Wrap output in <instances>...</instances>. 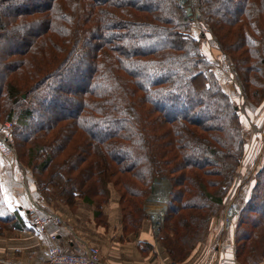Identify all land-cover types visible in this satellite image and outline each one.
Masks as SVG:
<instances>
[{
	"label": "trees",
	"instance_id": "1",
	"mask_svg": "<svg viewBox=\"0 0 264 264\" xmlns=\"http://www.w3.org/2000/svg\"><path fill=\"white\" fill-rule=\"evenodd\" d=\"M194 2L219 48L237 57L246 97L257 105L264 0ZM186 9L180 0H0V121L15 125L21 162L42 189L57 188L67 204L81 198L96 216L109 179L136 233L151 183L166 177V231L177 218L182 260L223 207L244 151L237 105L212 72L202 34L192 36ZM21 35L29 38L5 48ZM248 195L235 256L263 264L264 164ZM4 222L25 223L17 213ZM167 239L161 242L173 259Z\"/></svg>",
	"mask_w": 264,
	"mask_h": 264
},
{
	"label": "rangeland",
	"instance_id": "2",
	"mask_svg": "<svg viewBox=\"0 0 264 264\" xmlns=\"http://www.w3.org/2000/svg\"><path fill=\"white\" fill-rule=\"evenodd\" d=\"M182 2L186 4L187 8L191 7L193 11L192 16L194 21L192 23L191 33L195 34L196 36V33L199 35L202 34L200 35L201 37L199 36L201 48H207L204 55L212 64V72L215 73V76L223 86L225 93L229 95L230 99L237 105V111L240 115L241 121L242 138L244 142V151L240 156V165L237 167V172L235 174L232 187L224 199V205L218 211L216 216L211 217L203 239L197 243L198 245L190 252V255L184 260L179 258L182 256L184 245L180 241L176 242V238L179 237L178 232L181 233L182 231L179 227L180 225L177 218L173 219V226H171V228L174 230L170 231L168 229V233L166 231L167 223L165 224V213L162 215L164 220L161 222V226L158 229L154 228V221L151 216L156 213L155 208H157V206L160 207V205H158L152 197L154 193L152 192V186L155 179H158L159 182L160 180L164 179L165 181L166 179V184L170 188L169 192L164 193V195L167 197L164 201V207L167 208V201L172 191V187L166 177H157L151 183V189L144 198V201H142L144 203L143 210L147 218L143 220L142 227L139 231L137 230L138 233H136L131 228V222L129 220L127 221V218L122 211V206L120 205V193L114 188L113 183L109 181V179L105 182V185L103 184L104 190L108 192L107 203L102 208L103 212L97 216L95 215V206L85 204L81 198H77L72 204H67L63 199H59L60 196L57 188L50 187L46 190L42 189L40 186L42 183L41 180L39 181L33 171L29 170L26 165L21 162L19 150H17V146L14 141V135H12L15 125L12 121L6 119L0 121V215H4L6 213L9 215L16 214L15 211L11 210L9 212L6 210L8 208V205H6V200L9 199L8 193H11L13 199L15 200L14 202L11 199V206H13V204L15 206L17 202V204L20 203L24 206V210L30 209V211L28 210L27 215H22L25 219H28L31 222V216L33 215L32 211L37 208V206L32 203L31 197L41 207L43 212L47 214L59 215L58 212H60V214L62 213L65 216V211L70 215L79 214L81 217H83L84 214L89 216L90 214H93L99 224L106 227V229L103 231L101 230L100 235L98 231H93L94 228L86 227V230H88L91 234H95L94 236L99 235L101 237L100 239H102L104 249L107 247V253L105 252L107 255H110L108 253L112 250L111 246L113 243L123 242V240L126 239H132L133 241L131 243H133L138 238L143 240L145 237V240L152 242L148 243L147 247L144 248V250H147V254L156 250V255H154L155 258L158 252L164 251L167 257H169L166 246L163 244V242H161V238L163 236L168 237L167 244L170 246V248L173 247L175 251L173 256L174 258H168L171 264L187 263L190 260L193 251L197 250L200 246H203L204 242L210 238L213 239L212 243L218 248L221 244L219 241V236L225 237L227 234L233 238L232 241L235 243L236 249L235 237L237 230V219L239 216L238 213H240L243 205L246 203V198L249 196L248 194L251 191V188L256 183L257 175L264 164V98H262L261 102L259 101V103L255 105L256 103L253 100L246 97V88L243 83V79L238 77L236 64L232 59L236 56L232 52L230 54H226L219 48L217 40L213 36V32L206 28L204 23L200 21V10L195 9L196 4L194 0H183ZM231 10H233L232 7ZM193 27H195L197 32H195L194 29L192 30ZM39 29V26H35L31 30L38 31ZM21 36V40L9 42L6 44L5 48L13 49L16 46L21 45L23 41L25 42L29 38L28 35ZM5 82L7 84L6 79ZM252 91H254L253 87ZM37 124H40V122L37 121L33 126H36ZM23 160L25 159L23 158ZM23 177L26 178V182ZM28 186L31 187V197L27 191ZM6 189H8V191H6ZM156 192L157 188L155 193ZM20 198L22 201H19ZM229 207L234 208L235 214L232 222H229L230 224L227 223L225 219V212ZM34 214L40 215L42 212L36 210ZM7 224H5V222L0 223V236H5V234H8L9 232H13V226L10 223ZM226 224L229 226H226ZM220 233L221 235H219ZM146 237L149 239H146ZM134 238H136V240ZM171 242H173L175 245H172ZM99 250L101 259L103 258L104 261H106V255L101 252V249ZM137 252L139 253V250L135 249L134 253L137 254ZM144 252L145 251L143 250L141 251L142 254Z\"/></svg>",
	"mask_w": 264,
	"mask_h": 264
},
{
	"label": "crops",
	"instance_id": "3",
	"mask_svg": "<svg viewBox=\"0 0 264 264\" xmlns=\"http://www.w3.org/2000/svg\"><path fill=\"white\" fill-rule=\"evenodd\" d=\"M193 29L195 30V27ZM196 34L198 35V33ZM192 35L194 36L195 34ZM206 49V47L202 49L204 53ZM29 189L27 191L31 197V187ZM8 197L9 199L6 200L8 208L6 210L9 212L11 210L15 211L17 215L23 218L25 223L20 224L23 228H13V232L0 236V264H39L48 258V252L52 247H58L65 252L76 253L90 245L101 249V252L106 255V261L109 264H171L169 257L164 251L158 252L155 258L156 250L147 254V250H144V248L147 247L148 243L152 242L145 240V237L143 240L134 238L136 241L133 243H131L132 239H129L131 241L126 239L123 242L113 243L111 246L112 250L108 253L110 255H107V247L104 249L102 239L99 236L101 230L103 231L106 227L100 225L93 214H90V216L84 214L81 217L79 214L70 215L65 211L64 213L67 217L58 212V216L62 219L61 222H48L45 229L40 230L22 215H27L30 209L24 210V206L20 203L17 204V202L15 206L14 204L11 206L12 203L10 202L12 200L15 202V200L11 193H8ZM32 199L31 197V201ZM19 201H22L21 198ZM7 215L9 214L6 213L0 215V217ZM86 227L94 228L93 231H98L99 235L94 236L95 234L89 233ZM53 236L56 237L55 240ZM146 239L149 238L146 237ZM232 240L233 238L228 236V234L225 237L219 236L221 244L217 248L212 243L213 239L210 238L204 242L203 246L193 251L190 260L185 264H240L237 257H235V243ZM135 249L139 250V253H134ZM140 250L145 252L142 254ZM102 260L104 261L103 258ZM106 261L104 263L108 264Z\"/></svg>",
	"mask_w": 264,
	"mask_h": 264
},
{
	"label": "built area",
	"instance_id": "4",
	"mask_svg": "<svg viewBox=\"0 0 264 264\" xmlns=\"http://www.w3.org/2000/svg\"><path fill=\"white\" fill-rule=\"evenodd\" d=\"M180 1L182 2L183 0H180ZM23 178L26 182V178L25 177ZM32 203L35 206H37V208L35 210L32 209L33 215L31 216V220L33 224L40 230L45 229L48 222H51V221L56 222V223L61 222L62 219H60L58 215L44 213L41 207L33 199H32ZM229 209H231V207L227 208L226 212ZM232 209H233V212H232L233 215L232 217L228 216L227 218H225L226 222L229 219L232 222L235 216L234 208L232 207ZM36 210L41 211L42 214L40 215L34 214ZM226 226H229V225L226 224ZM53 239L55 240L56 237L53 236ZM39 264H104V262L101 259L99 248L90 245V246H86L81 251H78L76 253H69V252H65L63 249L61 250L58 247H52L48 252V258Z\"/></svg>",
	"mask_w": 264,
	"mask_h": 264
},
{
	"label": "bare ground",
	"instance_id": "5",
	"mask_svg": "<svg viewBox=\"0 0 264 264\" xmlns=\"http://www.w3.org/2000/svg\"><path fill=\"white\" fill-rule=\"evenodd\" d=\"M167 181L165 179L163 180H160L156 182V188H157V192L155 193L156 191V188H155V185H154V188H155V191L153 193V199L156 201V203L158 205H160V207L157 206V208H155V211L156 213L154 215H152L151 217L153 218V221H154V228L155 229H158L160 226H161V222L164 220L163 219V214H164V211L166 210V207L165 206V199L167 198L164 193H167L170 191V188L168 187V185L166 184ZM30 187H28L29 189ZM30 190V189H29ZM232 212H233V209H229L227 212H226V218L229 216V217H232ZM230 222V219L227 221V223Z\"/></svg>",
	"mask_w": 264,
	"mask_h": 264
},
{
	"label": "water",
	"instance_id": "6",
	"mask_svg": "<svg viewBox=\"0 0 264 264\" xmlns=\"http://www.w3.org/2000/svg\"><path fill=\"white\" fill-rule=\"evenodd\" d=\"M186 11H187V15H188V16H191V15L193 14V12H192V8H191V7H188V8L186 9ZM156 181H158V179H155V181H154V184H153V186H152V192L155 191L154 185H155V182H156Z\"/></svg>",
	"mask_w": 264,
	"mask_h": 264
}]
</instances>
